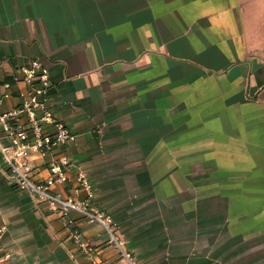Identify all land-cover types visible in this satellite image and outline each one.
Listing matches in <instances>:
<instances>
[{"label":"crops","instance_id":"obj_1","mask_svg":"<svg viewBox=\"0 0 264 264\" xmlns=\"http://www.w3.org/2000/svg\"><path fill=\"white\" fill-rule=\"evenodd\" d=\"M34 60L77 134L30 154L37 178L54 158L73 180L86 169L144 264H264V0H0V114L23 102L18 70ZM68 218L20 190L0 153V264H129L103 223Z\"/></svg>","mask_w":264,"mask_h":264},{"label":"built area","instance_id":"obj_2","mask_svg":"<svg viewBox=\"0 0 264 264\" xmlns=\"http://www.w3.org/2000/svg\"><path fill=\"white\" fill-rule=\"evenodd\" d=\"M28 91L23 92V102L3 114L0 122L4 124L5 139L0 135V153L8 164L16 186L27 191L38 200L46 202L52 209L69 217L78 211L91 221L103 223L107 234V243L113 246L129 264H144L140 258L127 248V239L121 233V224L112 213L100 208L93 202L95 191L89 174L81 166L75 167L73 180L69 172L70 161L66 157L54 158L49 164L50 175L46 179L36 177L37 164L30 159V154L38 152L44 158L62 145L76 143L77 134L64 121L58 119L55 109L49 102V88L52 84L50 69L41 61L34 60L30 65H23L18 70ZM8 85V84H7ZM6 93L4 96H8ZM2 97H0L1 102ZM58 183L72 184L73 194L67 195L55 190ZM81 190L87 192V198L80 199ZM73 243L93 263L95 247L82 237L77 228L70 231Z\"/></svg>","mask_w":264,"mask_h":264}]
</instances>
